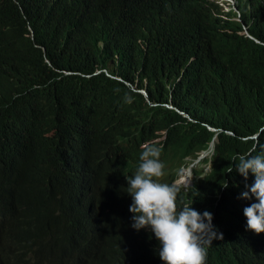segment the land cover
<instances>
[{"label": "trees", "instance_id": "obj_1", "mask_svg": "<svg viewBox=\"0 0 264 264\" xmlns=\"http://www.w3.org/2000/svg\"><path fill=\"white\" fill-rule=\"evenodd\" d=\"M201 1L204 12L187 21L181 3L199 0H0V161L21 177L0 173V222L13 232L37 228L16 251L20 264H86L98 243H134L147 259L129 264H155L158 241L129 230L132 199L121 190L145 144L160 149L155 179L178 189L177 210L213 214L223 239L208 243L206 264L224 239L245 233L238 209L252 201L239 198L246 181L235 164L264 144V0H236L229 12ZM211 147L193 185L175 184ZM88 174L97 195L79 214L71 188ZM58 184L63 200L39 211L32 196ZM53 214L71 220L69 261L53 255L41 230Z\"/></svg>", "mask_w": 264, "mask_h": 264}, {"label": "clouds", "instance_id": "obj_2", "mask_svg": "<svg viewBox=\"0 0 264 264\" xmlns=\"http://www.w3.org/2000/svg\"><path fill=\"white\" fill-rule=\"evenodd\" d=\"M220 5L225 12L237 11L236 0H210ZM199 5L181 3V16L190 21L196 19L195 13H203V3ZM246 30V29H245ZM260 152L252 155L243 153L238 156L235 171L244 177L245 190L239 198L252 201L243 208L246 217V229L252 230L256 237L264 233V144ZM160 149L151 144L142 146L140 156L136 161L138 167L134 173L124 174L127 187L123 191L131 196L129 212L132 213L131 227L137 231L149 229L157 239L159 258L155 264H205L206 251L209 250L210 238H221L212 223L213 214L204 210L198 211L192 206H184L177 210L176 193L178 189L171 184L160 182L155 178L162 175L163 162L159 159ZM183 168L174 183L186 190L193 185V172L184 177ZM209 169V168H208ZM207 169V170H208ZM253 180L249 184V174ZM189 180L183 186L185 179ZM77 188V186L75 185ZM78 189V188H77ZM83 195L80 198L81 207L90 209L97 195V182L94 174H88L83 183ZM237 258L234 264H248V250L236 243ZM264 246V242H263ZM246 252V253H244ZM116 258L121 264L135 263L146 260L142 251L134 244H117ZM1 264V263H0Z\"/></svg>", "mask_w": 264, "mask_h": 264}, {"label": "bare ground", "instance_id": "obj_3", "mask_svg": "<svg viewBox=\"0 0 264 264\" xmlns=\"http://www.w3.org/2000/svg\"><path fill=\"white\" fill-rule=\"evenodd\" d=\"M249 25V24H248ZM197 165V164H196ZM187 175H189L188 173H187ZM185 181H187V178L185 179ZM124 223V222H123ZM1 224V223H0ZM123 227H128L127 226V222L126 223H124L123 224ZM226 263H229V262H231V260H227V261H225ZM252 264H264V260H259V261H257V262H254V263H252Z\"/></svg>", "mask_w": 264, "mask_h": 264}, {"label": "rangeland", "instance_id": "obj_4", "mask_svg": "<svg viewBox=\"0 0 264 264\" xmlns=\"http://www.w3.org/2000/svg\"><path fill=\"white\" fill-rule=\"evenodd\" d=\"M205 169L207 170V169H208V166H207ZM191 171H192V170H191ZM191 171H190V172H191ZM184 172H185V173H188V174L190 173V172L188 171V168H187V167L185 168V171H184ZM188 181H189V180L185 181L184 184H183V186H185L186 183H187Z\"/></svg>", "mask_w": 264, "mask_h": 264}]
</instances>
